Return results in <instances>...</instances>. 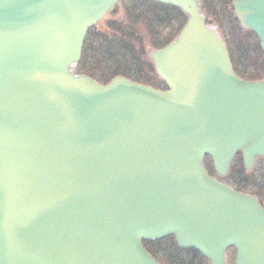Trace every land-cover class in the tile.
Instances as JSON below:
<instances>
[{"label": "water", "instance_id": "water-1", "mask_svg": "<svg viewBox=\"0 0 264 264\" xmlns=\"http://www.w3.org/2000/svg\"><path fill=\"white\" fill-rule=\"evenodd\" d=\"M151 57L167 89L75 75L120 0H0V264H161L174 235L210 264H264V203L212 176L264 157V79L234 70L199 0ZM264 51V0H235Z\"/></svg>", "mask_w": 264, "mask_h": 264}, {"label": "trees", "instance_id": "trees-1", "mask_svg": "<svg viewBox=\"0 0 264 264\" xmlns=\"http://www.w3.org/2000/svg\"><path fill=\"white\" fill-rule=\"evenodd\" d=\"M132 1L137 4L121 0L118 7L89 29L77 73L89 75L103 84L121 75L156 88H164L165 82L156 71L151 51L172 42L187 21V15L172 5L149 0ZM232 1L224 0V3L229 8ZM204 3L207 4V17L213 19L215 13L206 0ZM242 33L246 40L254 35L251 30ZM232 59L239 73L238 63ZM108 62L114 66L105 68ZM263 73L264 68L258 67L255 74H249L247 79H261ZM207 159L211 160L210 157ZM232 171L234 169L223 179L231 182L234 187L244 190L251 184V175L244 167L233 174ZM145 245L162 264H209V260L198 250L180 248L174 236L154 242L145 241Z\"/></svg>", "mask_w": 264, "mask_h": 264}, {"label": "rangeland", "instance_id": "rangeland-1", "mask_svg": "<svg viewBox=\"0 0 264 264\" xmlns=\"http://www.w3.org/2000/svg\"><path fill=\"white\" fill-rule=\"evenodd\" d=\"M204 1V0H202ZM209 4L211 10H213L214 18L210 19L212 26L217 29L219 34L224 38L229 46V50L232 54L234 60L238 63L239 74H245L243 77L247 78L249 74H255V70L258 67L264 68V52L261 49L260 41L257 36L254 34L251 35L250 40H246L243 31L246 30L240 26L239 21L235 18L234 10L232 7H227L224 3V0H206ZM131 4L136 5L135 1L129 0ZM204 15L207 17L205 6L206 3H202ZM118 7V6H117ZM113 67L112 62L105 64V68ZM264 76V73H263ZM206 164L211 170V173L216 174V170L212 166L211 160H206ZM244 167L242 156L238 154L233 161L232 168L230 170L241 171ZM211 168V169H210ZM232 171V174L235 173ZM251 184L246 187L243 191L248 192L252 195H255L256 198L260 201L264 200V157L258 158L256 160L255 166L251 172H249ZM235 175V174H234ZM224 182H231L224 180ZM254 181V182H252ZM234 186V185H232ZM236 259L235 249H229L227 252V264H234Z\"/></svg>", "mask_w": 264, "mask_h": 264}]
</instances>
